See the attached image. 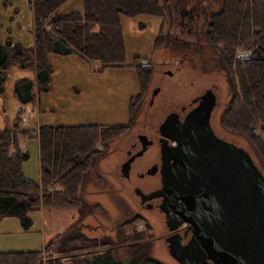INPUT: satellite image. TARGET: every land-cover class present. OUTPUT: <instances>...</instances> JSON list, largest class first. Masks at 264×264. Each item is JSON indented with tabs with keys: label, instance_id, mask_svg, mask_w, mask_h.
Segmentation results:
<instances>
[{
	"label": "rangeland",
	"instance_id": "obj_1",
	"mask_svg": "<svg viewBox=\"0 0 264 264\" xmlns=\"http://www.w3.org/2000/svg\"><path fill=\"white\" fill-rule=\"evenodd\" d=\"M81 1L71 0L61 12L67 14L79 11ZM185 1H188L186 8L197 4L201 7L209 5L208 10L211 9L212 13L223 11L221 9L223 0ZM30 2L31 0H0V43L4 44L9 32L11 36H17L24 47L34 50L36 25L32 19ZM161 2L165 14L160 18L143 15L135 18L121 17L122 36L126 49L123 68L106 67L104 70L101 64L88 63L77 53L70 57L53 55L51 64L55 68L54 84H51L50 92L41 93L40 87H37L36 64L33 63L30 68L24 69L19 66L13 67L6 72L7 80L0 95V130L33 131L39 126L50 125L54 127L128 125V131L119 138L109 141L107 145H97L98 154L92 158V167L84 175L80 188L79 195L82 200L80 208L57 210L42 208L46 213L43 222L41 218L39 221L36 218L35 221L32 220L35 231L43 230L41 236L43 241L45 238V244L56 237L52 243L55 248L51 257L55 258L58 252L67 250L66 248L71 246V244L68 246L70 240L73 239L78 243L72 244V248L83 247L78 251L79 257L63 259V264L90 263L95 256L101 254L111 256L116 262H125L131 259L130 253L133 252L132 246L135 244H148V256L157 263L178 264L168 253V242L164 240V236L169 233L164 214H160L158 210L154 213L142 210L140 213L139 198L134 193L137 184L144 191L161 187V174L155 177L145 174L148 177L144 180L139 178V182L133 174L144 173L156 161H160L157 127L165 122L170 113H180L182 106H187L192 98L203 93L205 89L216 87L214 91L219 104L212 112L209 124L217 137L247 150L257 168L264 174L262 163L251 143L241 135L226 130L221 122L234 91L227 71L220 65V57L215 54L208 42L210 34L207 37L203 36L199 43H195L196 38L193 36L187 38L188 42L175 38L173 34L178 31V26L170 27L167 23L169 17L166 7L172 0H161ZM210 28L212 29V25ZM44 29L49 30L50 26L46 25ZM162 35L168 37L167 45L153 48L156 38ZM13 40L15 41L14 38ZM240 53L251 55V51L237 48L234 52L236 61L248 59ZM136 64L151 72L146 95L139 104H135L137 111L133 112L131 120L128 112L129 99L139 92L135 67H132ZM167 71H171L173 75H168ZM25 79L33 81L35 87L33 102H24L15 93V81ZM61 83H65L66 86V92L64 89L61 94L68 99L60 102L59 105L57 85ZM67 85L71 88L67 89ZM156 87H159V91L154 95L152 105H149L152 90ZM49 101L56 103L51 117L45 107ZM138 133L150 136L154 140V145L149 149L152 150L150 153L139 157L133 163L131 181L128 182L124 175L120 177V163L127 159L125 151L131 142L137 141ZM161 137L164 138L162 134ZM18 144L24 150L19 139ZM29 148L33 152L32 147ZM128 162L126 166H129ZM48 190L60 189L58 186H48ZM42 209L32 211L30 215L35 212L40 214ZM141 215L142 221L137 218L139 222L134 226H124L131 223L135 216ZM8 219L19 222L16 217ZM180 233L183 235V230ZM170 235L173 233L170 232ZM42 238H38L37 249L32 250H42L40 247ZM2 240L4 239L0 238V242ZM186 240L183 239V242L186 243ZM94 246L96 248H92ZM21 249L26 250L25 246L20 245L0 247V251Z\"/></svg>",
	"mask_w": 264,
	"mask_h": 264
},
{
	"label": "trees",
	"instance_id": "obj_2",
	"mask_svg": "<svg viewBox=\"0 0 264 264\" xmlns=\"http://www.w3.org/2000/svg\"><path fill=\"white\" fill-rule=\"evenodd\" d=\"M70 1L31 0L36 46L33 50L11 38L0 43V95L8 70L17 66L30 68L33 63L37 65V87L40 93L47 92L53 72L49 62L51 55L77 53L88 63L101 64L104 70L106 67L123 68L126 49L121 17L160 18L165 14L161 0H82L81 11L62 13V8ZM222 2L223 11L213 19L208 37L234 91L221 122L226 130L251 143L264 169V0ZM46 25L50 26L49 30L44 29ZM166 42H169L168 37L158 36L153 48L167 45ZM237 48L251 51V57L236 61ZM136 65L132 67H135L139 92L129 99V116L146 95L151 72ZM14 88L20 100H35L32 81L19 80ZM126 131L127 127L109 125L41 126L37 133L18 132V129L0 131V221L16 217L23 231H29L32 211L80 208V188L84 175L92 167V158L98 154L97 145H107ZM19 135L38 140L42 168L39 184L24 177L23 164L29 157L18 144ZM48 186H58L60 190L50 191ZM137 222L135 218L124 226H134ZM75 243L78 242L70 240L68 246H71L56 252L55 258L51 257L55 248L52 243L42 251L0 253V264H63V259L80 256L78 251L83 247L72 248ZM147 246L133 245L131 259L125 262H116L111 256L101 254L84 264H160L149 258Z\"/></svg>",
	"mask_w": 264,
	"mask_h": 264
},
{
	"label": "water",
	"instance_id": "obj_3",
	"mask_svg": "<svg viewBox=\"0 0 264 264\" xmlns=\"http://www.w3.org/2000/svg\"><path fill=\"white\" fill-rule=\"evenodd\" d=\"M208 96L183 121L170 114L160 126L175 143L161 146L162 186L152 194L173 233L168 253L178 264H264V174L247 150L214 134Z\"/></svg>",
	"mask_w": 264,
	"mask_h": 264
},
{
	"label": "flooded vegetation",
	"instance_id": "obj_4",
	"mask_svg": "<svg viewBox=\"0 0 264 264\" xmlns=\"http://www.w3.org/2000/svg\"><path fill=\"white\" fill-rule=\"evenodd\" d=\"M187 2L188 1H185V0H176V2L172 0L171 4L167 5V7L165 6L167 13H168V17H169L167 20V23L170 27L178 26V31L176 32V34H173L175 38L182 40L183 42L184 40L188 42L189 40H187V38L190 36H193L194 38H196L195 43L196 42L199 43L203 36L207 37V35H209L210 29H211L210 27L213 23L211 20L217 17V15L221 13V10L212 13L213 11H211V9L208 10L209 5H205V7H201V6H198L197 4H194V6H190L186 8ZM221 9H222V6H221ZM166 73L168 75H173L171 71H167ZM156 88L159 89V87H156ZM154 89L152 90V98L149 101V105H152V102L154 100V94H153ZM215 89L216 87H213V89L209 88V89L203 90V93L192 98L189 101L187 106H182L180 108V113H176L178 116V119L180 121H183L187 117V114L191 112L193 109L197 108L202 103L206 104L207 100L210 97L208 96L209 94L213 95L217 103L216 91H214ZM218 104L219 103H217V106ZM217 106L210 112V114L217 108ZM136 111H137V106L133 107V112H136ZM133 112L129 116L131 120L133 119ZM170 114H173V113H170ZM160 125L157 127L158 128L157 131L159 133V138L157 139L158 145H159V151L161 149V146L165 142L168 147H173L175 145L172 140L168 138L164 139L161 137V132H160L161 128H159ZM123 127L128 128V125H125ZM150 127L151 125H149V128ZM136 140L137 141L131 142L129 144L128 149L125 151L127 159L120 163V172H121L120 177L124 175L125 180H127L128 182L131 181L132 175H130V173L134 165L133 163H135L139 157L141 158V156L147 153L148 150L154 145V140H152V138L148 136L147 134L138 133L136 135ZM160 154H161V151H160ZM129 160L130 162H128ZM126 162H128L129 166H126ZM161 165L162 164L160 161L159 162L156 161L152 166L146 169L144 173L135 172L133 175H135L138 178L136 179L138 182H139V178L144 180L148 176L155 177V175H159V170H160ZM145 174H147L148 176ZM159 188L160 187H156L153 190L144 191L137 184V186L134 188V193L138 196L140 200V201L138 200L140 213L142 212V210L148 211L150 213L151 211L156 212L158 210L159 213L163 215L162 211L159 208V205L161 203V198L152 197V194L156 192V190H158ZM135 218H139L142 221V215L135 216L134 219ZM134 219H132L131 221H134ZM181 231H179L178 233H180ZM169 235H170V232L164 236V240L167 237H169ZM187 237H185L184 239L186 240Z\"/></svg>",
	"mask_w": 264,
	"mask_h": 264
},
{
	"label": "crops",
	"instance_id": "obj_5",
	"mask_svg": "<svg viewBox=\"0 0 264 264\" xmlns=\"http://www.w3.org/2000/svg\"><path fill=\"white\" fill-rule=\"evenodd\" d=\"M80 5H81V8H80L79 11H81L83 9L82 2H81ZM64 8H62V10ZM79 11H77V12H79ZM8 34H9L8 38H11V39L14 38L15 39V41H14L15 43H18V44L22 45L21 40H19L17 36H15V37L11 36L9 32H8ZM74 54L75 53L70 54V56H72ZM56 56H58V55H56ZM59 56H62V55H59ZM70 56H66V57H70ZM52 57H53V55H51L49 57L50 64H51ZM51 67L53 69V72L51 74L52 75L51 76V81H50V84L48 85L49 88H48L47 92H50L52 90L51 84L53 83V80H54L53 78L55 76L54 75L55 68L53 67V64H51ZM6 76H7V74H6ZM30 81H32V80H30ZM15 83H16V81H15ZM57 86H58V91H59V93L57 94V99H58V103L60 105V102H65V99L67 100L68 98L67 97L65 98L61 94V91L64 90V89H65L64 91L66 92L65 83L64 84L61 83V84H59ZM68 88H71V87L69 85H67V89ZM63 94H65V93L63 92ZM55 105H56V103L54 101H49L46 104V106H45L46 110L49 111V116L50 117L53 116V111H55L54 110V106ZM39 111L41 112L40 106H39ZM50 126H52V125H50ZM50 126H46V127H50ZM39 127H41V126H39ZM39 127L37 129L33 130V131H30V132L37 133V131L39 130ZM8 130H13V129H8ZM0 131H4V130H0ZM24 131L25 130H23V131L18 130V132H24ZM27 131H29V130H27ZM18 139L20 140V144L24 148L23 151L27 152L28 157H29L28 160L23 164L24 177L27 180H32V181L36 182L37 184H39L41 182L40 178H41V170H42V168L40 167V156H39L38 140L34 139V138H31L29 136L24 137L22 135H19ZM28 145L32 147L33 152H31V150H30ZM51 189H53V188H51ZM58 189H60V188L58 187ZM45 214L46 213L42 209L40 214L35 212L32 215H30V217L32 218L33 221H35L34 218H36L37 221H39L40 218H41V221L43 222V219H44L43 217H44ZM8 218L3 219V220L0 221V238L4 239V240H2L0 242V247L9 248L10 246H13V245H20V246H25L26 250L21 249V250L0 251V253L21 252V251H23V252L42 251L44 249V247L46 246V244L48 245L49 243H53V241L56 239V237H55L54 240L52 239L51 242L45 244L44 243L45 242V238H44V241H43V238L41 236V233H43V230H39L37 232V231L34 230L35 226H32L29 231H23L21 226H19V222L18 221L9 220ZM37 233H39V234H37ZM38 238H42L41 246H40L42 248V250H32V249H37ZM18 240H20V242H18ZM30 250H32V251H30Z\"/></svg>",
	"mask_w": 264,
	"mask_h": 264
},
{
	"label": "bare ground",
	"instance_id": "obj_6",
	"mask_svg": "<svg viewBox=\"0 0 264 264\" xmlns=\"http://www.w3.org/2000/svg\"><path fill=\"white\" fill-rule=\"evenodd\" d=\"M212 115H213V114L211 113V117H212ZM211 117H210V118H211ZM211 127H212V126H211ZM212 130H213V128H212ZM213 132H214V130H213ZM214 134H215V132H214ZM215 135H216V134H215ZM216 136H217V135H216ZM151 151H152V150H151ZM151 151H150V150H148V152H149V153H150ZM148 152H147V153H148ZM147 153H146V154H144V155H147ZM153 153H154V151H153ZM144 155H143V156H144ZM151 213H154V211H151Z\"/></svg>",
	"mask_w": 264,
	"mask_h": 264
},
{
	"label": "built area",
	"instance_id": "obj_7",
	"mask_svg": "<svg viewBox=\"0 0 264 264\" xmlns=\"http://www.w3.org/2000/svg\"><path fill=\"white\" fill-rule=\"evenodd\" d=\"M241 55L244 54L247 57H249V55H247L246 53H240ZM238 58H241L240 56H237Z\"/></svg>",
	"mask_w": 264,
	"mask_h": 264
}]
</instances>
